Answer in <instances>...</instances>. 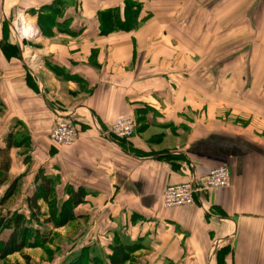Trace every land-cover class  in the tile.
<instances>
[{
	"label": "crops",
	"instance_id": "1",
	"mask_svg": "<svg viewBox=\"0 0 264 264\" xmlns=\"http://www.w3.org/2000/svg\"><path fill=\"white\" fill-rule=\"evenodd\" d=\"M127 5L132 28L106 23ZM20 19L38 30L30 49ZM127 114L135 132L119 138L111 124ZM62 118L76 131L66 147L48 136ZM8 137L0 197L15 187L0 218L51 234L61 252L45 264H110L115 247L131 248L124 264H264V0H0V148ZM219 164L228 187L162 205L166 186ZM79 188L66 224L39 222ZM51 250L26 245L0 264Z\"/></svg>",
	"mask_w": 264,
	"mask_h": 264
},
{
	"label": "trees",
	"instance_id": "2",
	"mask_svg": "<svg viewBox=\"0 0 264 264\" xmlns=\"http://www.w3.org/2000/svg\"><path fill=\"white\" fill-rule=\"evenodd\" d=\"M133 5V4H132ZM137 10H132L127 5L125 9V17L124 19H120L119 14H114L109 16L106 19V23L111 24L115 18L118 21V25L128 26L125 29L132 28L134 26L136 20ZM115 17V18H114ZM125 20V21H124ZM103 22H105L103 20ZM112 28H115L114 25H109ZM110 30L111 28H107ZM11 140L8 137L6 141V146L0 148V186L4 184L6 180V172L9 168L8 156H7V148L11 147ZM15 187V182H12L7 188L4 190L2 196L0 197V203H4L13 193ZM44 187V191L49 190L48 182H44L42 188ZM72 200L69 203L68 199L61 203L59 210L55 213V210L52 213V218L54 217V223L56 226H62L66 224L72 217V208L79 204L84 197V190L79 188V190H75L72 192ZM54 201V200H53ZM35 194L31 199H29L28 206L30 207V217L34 216V213L31 211V208L38 209V206L35 204ZM51 209H53V203L50 204ZM8 214V213H7ZM46 222H51V218H47ZM39 223L37 221L32 222L31 219L24 225V219L21 214H13L11 216H2L0 218V228H10L12 231L9 236L5 240H0V258L6 257L8 254L21 250L23 247L27 246H35L36 244H40L42 239L41 228L38 226ZM35 233V234H34ZM36 239V240H35ZM36 241V243H35ZM131 248L127 247H115L113 249L112 254L109 256L110 264H124L129 257V250ZM27 258V257H26Z\"/></svg>",
	"mask_w": 264,
	"mask_h": 264
},
{
	"label": "built area",
	"instance_id": "3",
	"mask_svg": "<svg viewBox=\"0 0 264 264\" xmlns=\"http://www.w3.org/2000/svg\"><path fill=\"white\" fill-rule=\"evenodd\" d=\"M17 27L23 46L31 48L28 41L37 34L36 28ZM38 65V63H37ZM136 120L131 114L121 115L111 124L112 132L119 138H128L135 132ZM49 139L59 147L70 146L76 139L73 125L66 119L57 120L49 130ZM230 185V172L226 164H219L208 170L207 175L196 181L171 184L162 192V205L166 208L190 205L201 192L213 188H225Z\"/></svg>",
	"mask_w": 264,
	"mask_h": 264
},
{
	"label": "rangeland",
	"instance_id": "4",
	"mask_svg": "<svg viewBox=\"0 0 264 264\" xmlns=\"http://www.w3.org/2000/svg\"><path fill=\"white\" fill-rule=\"evenodd\" d=\"M24 15L22 14V16L21 17H23ZM20 28H22V26H31L30 25V23L29 22H27V21H25V20H23V19H20ZM55 209H50V211H49V218H51L52 219V221H51V223L52 224H54L55 225V223H54V220H55V218L53 217L52 218V213H53V211H54ZM5 215H7V213H5L4 215H2V216H5ZM40 220H42V221H39L40 223H42L43 224V226H44V223H46V221L44 220V218L43 217H41L40 218ZM47 233L49 234V232L48 231H43L41 234H39V235H41V239H42V241L43 242H45V241H48L49 240V244H50V246H51V248H52V250H51V252H52V254H48V253H44V252H40V251H38V253H33V257H36V256H42V257H44V256H46L44 259H43V262L42 261H40V262H42L43 264H45V263H47V262H45V259H47L49 262H51L52 260H55L56 259V257L57 256H59V251L61 252V248H59V247H57V249L55 248V250H53V241H52V236H51V234L49 235V237H48V235H47ZM35 234V233H34ZM66 239H68V237H67V234L66 233H58V236H56V241H59V240H66ZM36 240V239H35ZM51 240V241H50ZM35 243H36V241H35ZM50 256V257H49ZM52 259V260H51Z\"/></svg>",
	"mask_w": 264,
	"mask_h": 264
},
{
	"label": "bare ground",
	"instance_id": "5",
	"mask_svg": "<svg viewBox=\"0 0 264 264\" xmlns=\"http://www.w3.org/2000/svg\"><path fill=\"white\" fill-rule=\"evenodd\" d=\"M21 24V23H20ZM20 28V27H19ZM48 136H49V134H48Z\"/></svg>",
	"mask_w": 264,
	"mask_h": 264
}]
</instances>
